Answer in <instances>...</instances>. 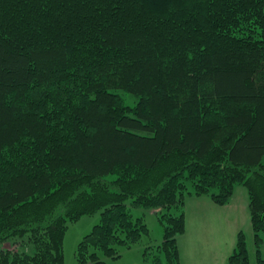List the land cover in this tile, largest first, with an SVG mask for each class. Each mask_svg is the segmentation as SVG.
Masks as SVG:
<instances>
[{
    "label": "trees",
    "instance_id": "trees-1",
    "mask_svg": "<svg viewBox=\"0 0 264 264\" xmlns=\"http://www.w3.org/2000/svg\"><path fill=\"white\" fill-rule=\"evenodd\" d=\"M66 83L63 143L50 134L52 92L37 89ZM124 91L137 100L130 110ZM25 138L39 169L27 168V153L1 156ZM263 158L264 0H0V160L10 168L0 243L17 247L0 249V264H64L68 222L98 211L79 262L106 264L98 250L118 258L148 232L129 199L171 211L160 214L165 261H152L181 264L187 196L225 204L237 184L248 189L264 264ZM129 167L146 174L135 179ZM238 235L228 264H253Z\"/></svg>",
    "mask_w": 264,
    "mask_h": 264
},
{
    "label": "rangeland",
    "instance_id": "rangeland-1",
    "mask_svg": "<svg viewBox=\"0 0 264 264\" xmlns=\"http://www.w3.org/2000/svg\"><path fill=\"white\" fill-rule=\"evenodd\" d=\"M67 84H70V83H66V86H65L66 88L62 87L60 88L61 90H58V91L55 89V87L52 88V87H45V86H42V88L37 89V90L47 89L52 92V96L54 98V103H55L54 104L55 118H54V121L50 122V127H51L50 134L52 138H54L55 140L57 139L63 143H64V140H67L66 137L70 133V129L68 128L65 129V127L63 126L60 108H66L67 105L69 104L68 103L69 99H71V97H73L74 95L71 91L68 90ZM32 93L33 94H31V96H34L36 93V90H34ZM121 93L123 96L122 98L124 100L123 108L129 107L126 110H130L131 107L136 106L137 100L133 95H131L130 93L126 91L121 92ZM78 103L79 102H77V104ZM30 104L35 105L33 102H31ZM42 105H40L41 109H42ZM37 107L38 106H36L35 108ZM16 149L17 151H13L10 147V149H8L6 153L1 156L5 157L6 160L14 158V157L18 160H22V158L26 156L25 154L27 153V156L24 162L27 168L32 171L34 169L36 170L40 168L39 167L40 162H38V154L35 148L34 141L25 138L23 139L22 143H19L17 145ZM263 161H264V158H263ZM129 168L131 170V174H128V175L133 176L135 179L142 178L144 174H146V172L142 171L141 167L139 168L129 167ZM129 168H127V172L129 171ZM6 169H10V168H8L4 164V162L0 160V182L2 179L1 174L2 173L4 174V170ZM116 176L117 175L113 174L112 177L116 178ZM188 186H189L188 189L196 191L195 188L192 187L191 180H188ZM238 187L244 188V186L242 185H238ZM204 197L208 198V195H204ZM245 200H246V203H248L246 206V210L243 211L241 209L240 211H237L236 214L230 217L229 223L231 224L232 227H235V225H238V231L239 232L242 231L244 233L246 237L247 245L249 246V250H250L251 262L253 264H256L257 259H258L257 253H256L257 247L255 246V234H254V230H253L252 223H251V211L249 210L250 201L248 200V198ZM126 205H128L129 213H131L135 218L143 217L148 227V232L147 234H144L142 236V240L133 244L131 248L119 246L118 252H120V256L118 258H114L110 255H106L101 250H98L100 258L104 262H106V264H153L152 260L155 258V256H159L163 261H165L164 251L162 250V247H161L165 239L164 238L165 227L160 218L162 215V218L164 219V215H168L169 213H171V211L166 207L164 208L162 207L163 209L162 208L150 209L148 207H145L144 205H141V206L133 205L132 199L127 200ZM178 213L179 212L177 211L176 214ZM185 213H186V208H185ZM101 216H102L101 211H98V212H95L94 214H84L78 220H75V221L71 220L68 222V228L66 230L67 232L64 237V254H65L64 264H80L79 254L77 253L80 241L84 238L85 235L93 231L92 229L95 227L96 224L101 223L102 221ZM187 227L188 226L186 224V228ZM238 236H237V240H238ZM188 238L189 237H187L185 242L182 243V246L184 249V261H186V264H191L190 252L188 249ZM18 243L21 244L20 241ZM5 247L13 251L17 249L16 245L13 246L8 243L4 245V243L3 244L0 243V249H3ZM22 247L24 246L22 245ZM261 255L262 257H264V243L262 244Z\"/></svg>",
    "mask_w": 264,
    "mask_h": 264
},
{
    "label": "crops",
    "instance_id": "crops-1",
    "mask_svg": "<svg viewBox=\"0 0 264 264\" xmlns=\"http://www.w3.org/2000/svg\"><path fill=\"white\" fill-rule=\"evenodd\" d=\"M238 185L242 184L235 186L230 202L225 204H219L211 194L187 196L185 214L188 227L178 237L181 264H186L182 243L187 237L191 264H228L229 256L236 249L239 233L238 225L232 227L229 223L230 217L241 209L245 211L248 204L245 199L249 200L246 186L242 188ZM204 195H208V198Z\"/></svg>",
    "mask_w": 264,
    "mask_h": 264
}]
</instances>
